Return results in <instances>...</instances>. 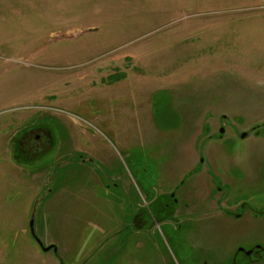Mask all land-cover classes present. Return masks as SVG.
Returning a JSON list of instances; mask_svg holds the SVG:
<instances>
[{
  "label": "rangeland",
  "instance_id": "374dc122",
  "mask_svg": "<svg viewBox=\"0 0 264 264\" xmlns=\"http://www.w3.org/2000/svg\"><path fill=\"white\" fill-rule=\"evenodd\" d=\"M0 1V182L12 158L25 186L0 202L30 200L24 232L23 209L0 211L1 239L53 245L60 264H264V225L225 211L264 206V162L244 188L215 170L262 153L264 21L248 14L264 7ZM173 187L192 217L152 223Z\"/></svg>",
  "mask_w": 264,
  "mask_h": 264
},
{
  "label": "crops",
  "instance_id": "0c3cea01",
  "mask_svg": "<svg viewBox=\"0 0 264 264\" xmlns=\"http://www.w3.org/2000/svg\"><path fill=\"white\" fill-rule=\"evenodd\" d=\"M162 2L159 3L160 6L166 4V3H178V8L180 9L181 5L183 6H190L191 0H160ZM195 3L199 5H206L208 4L210 7H221V6H232L237 5L238 7H264V0H194ZM222 2V3H221ZM1 3V1H0ZM217 3H221L220 6L217 5ZM248 15L252 16L253 20L256 21H264V12H251ZM23 19V17H22ZM256 92V91H254ZM253 92V93H254ZM254 132V130H253ZM248 134V133H247ZM249 136V135H248ZM254 137V136H253ZM256 137V136H255ZM259 138V137H257ZM244 139V138H241ZM258 147H261L262 150L260 152V155H254L251 157H244L243 159H232L229 163L226 162L225 158L222 157V159L216 157L218 161L215 163V170L221 169L222 172H225L227 168H231V172H236V177L232 180V189L234 185H239L240 187L244 188L251 183V181L248 179V174H250V171H254L253 164L254 160L256 158H259L264 162V140L255 141ZM217 156V155H216ZM224 156V153H223ZM208 159V158H207ZM13 159H7L8 164L13 165V172L9 174V178H6L0 182V192L6 193L7 191L14 192V190H22L24 191V178L19 174V172H16L18 167H16L15 162L12 161ZM259 163V162H255ZM12 168H8V170H11ZM19 174V175H18ZM30 179V176L28 177ZM33 181L40 182V179L33 178ZM224 179V178H223ZM28 191H30V188L28 187ZM233 195V194H232ZM238 196H236V203L233 205H236V213L238 214L237 218H234L233 220H238L241 222H246L245 224L247 226H250L251 224H259L264 225V206L262 204L254 205L250 209H245L244 206L241 207V210L239 211V205H241V201L237 203ZM18 209L19 211L22 210V213L19 214L17 217L14 218V223H19V226L22 228V232H24V226L25 223L30 221V200L28 199L27 204H18L15 205V203H7L4 204L0 202V211L3 213H6L8 211ZM27 211V215L25 214ZM257 212V213H255ZM5 218L7 219V215L4 214ZM17 221V222H16ZM238 232L236 231L235 234ZM233 236V233L231 234ZM13 246H8V245ZM53 246V245H52ZM0 249H2V255L3 257H10L11 259H14L15 256H18L19 258L22 257L23 262L20 264H60L59 259L55 253L53 257H46V255L49 253V251H42L40 246H36L31 244L29 239H10V238H0ZM53 251V250H51ZM21 256V257H20Z\"/></svg>",
  "mask_w": 264,
  "mask_h": 264
},
{
  "label": "flooded vegetation",
  "instance_id": "af4514ba",
  "mask_svg": "<svg viewBox=\"0 0 264 264\" xmlns=\"http://www.w3.org/2000/svg\"><path fill=\"white\" fill-rule=\"evenodd\" d=\"M34 143H39V142L37 141V139H34L33 144ZM34 146L37 147L36 145ZM180 185H182V183H180ZM177 190L179 189H177L176 187H173V190H171L170 192L159 194L155 197L156 200L158 199L159 196L161 197V199L165 198L166 202L162 205H159L155 211L156 214L151 216L152 223H160L161 225H164V226L172 225L173 223L180 224V222H183L184 220L187 221L190 217H192L190 216L191 214V211L189 208L190 205L188 203H186L185 205L183 204L184 205V208H183V205L179 203V199L177 198V193H176ZM184 194L185 192H183L182 195H183L184 200L186 201L188 200V198L185 199ZM135 205L137 206V204ZM233 205L231 208L225 210L226 212L229 211V213H231V220L238 217V214L235 212L236 205L235 206ZM149 206L150 204L147 205L146 207H149ZM140 207L142 206L140 205ZM214 210L223 211L224 209L218 205V207H215L213 209L208 208L207 210H204L203 212H213ZM198 213H201V212H198ZM161 217H165V219L161 221ZM178 229H180V225L177 227V230ZM255 250H264V247H259V246L255 247ZM252 251L253 250H250L247 252V251L241 250L242 254L245 256L251 255ZM217 262L218 261L214 259H209L207 257H202V256L201 257L196 256L192 259H188L187 261V263L189 264H218ZM223 262H224L223 264H236V258L234 254H232L229 258H226V260H224ZM185 263H186V259H185Z\"/></svg>",
  "mask_w": 264,
  "mask_h": 264
},
{
  "label": "water",
  "instance_id": "95a60500",
  "mask_svg": "<svg viewBox=\"0 0 264 264\" xmlns=\"http://www.w3.org/2000/svg\"><path fill=\"white\" fill-rule=\"evenodd\" d=\"M221 133H222V130L220 131ZM240 137L241 138H245L246 137V133H242L241 135H240ZM31 225V224H30ZM40 246V248L42 249V251H50V250H53L54 252H55V248L53 247V246H49V247H46V248H44V247H42V245H39Z\"/></svg>",
  "mask_w": 264,
  "mask_h": 264
}]
</instances>
